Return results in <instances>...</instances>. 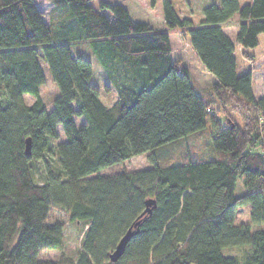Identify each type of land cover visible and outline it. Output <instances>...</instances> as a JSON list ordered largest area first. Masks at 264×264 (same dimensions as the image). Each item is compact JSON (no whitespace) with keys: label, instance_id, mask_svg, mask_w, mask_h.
Here are the masks:
<instances>
[{"label":"trees","instance_id":"obj_1","mask_svg":"<svg viewBox=\"0 0 264 264\" xmlns=\"http://www.w3.org/2000/svg\"><path fill=\"white\" fill-rule=\"evenodd\" d=\"M149 2L154 8L158 0ZM55 6L59 16L47 23L35 0H0V264H264V230H252L264 225V97H254L252 73L239 75L235 58L237 47L245 57L258 47L264 0L242 7L221 0L204 7L198 22L162 0L165 30L102 0ZM235 16L234 43L223 27ZM169 30L215 77L207 100L183 60L173 58ZM86 44L105 92L116 94L110 107L90 82L92 63L72 52ZM46 69L58 91L51 108L40 95ZM208 123L214 159L160 165L155 150ZM59 127L66 140L55 145ZM54 152L58 168L48 162ZM145 153L150 169L100 174ZM37 163L43 184L35 180ZM241 206L250 207V224H236ZM52 209L87 227L76 260L40 259L64 245L65 225L48 223ZM137 222L139 233L112 262ZM241 246H250L243 263L223 255Z\"/></svg>","mask_w":264,"mask_h":264},{"label":"rangeland","instance_id":"obj_2","mask_svg":"<svg viewBox=\"0 0 264 264\" xmlns=\"http://www.w3.org/2000/svg\"><path fill=\"white\" fill-rule=\"evenodd\" d=\"M57 0H35L39 9L43 12L44 18L47 23H50L51 18H57L59 11L56 9L55 2ZM128 2L130 0H127ZM133 1V0H132ZM176 10L181 16H191L196 22L200 21L203 17L204 7L213 4L212 0H172ZM149 12V13H148ZM141 13L143 15H141ZM140 15L146 23L150 24L155 29L165 30L166 24L164 21L162 0H158L157 7L154 10L141 11ZM238 18V16H237ZM237 19H233L225 25V32L231 37L236 36ZM239 27V26H238ZM171 45L173 48L172 55L174 59H181L190 69L192 74L193 83L200 96L207 100L211 93V86L216 82L215 77L210 74L202 66L187 40H183L181 34L177 30H169ZM72 52L76 57H83L89 60L93 65V78L91 84L100 91L101 100L103 103L110 107L116 101L115 93H106L104 84L107 80L104 78L103 71L96 61L92 49L89 44L86 45H73ZM247 57L244 56L239 48H236L235 58L237 61L238 74L250 72L253 76L254 88L253 93L256 98L261 99L264 97V34L259 37V45L257 48L248 49ZM250 57V58H249ZM46 83L41 87L40 95L48 107H52L54 100L57 98L58 91L50 80L48 70L46 69ZM35 98L25 96L24 101L27 104H32ZM251 114V112H250ZM60 138L54 144L61 143L66 140L61 127H59ZM215 148L211 140V126L208 123L207 127L201 131L181 138L172 143L166 144L155 150L156 157L161 166H169L175 163L190 160L194 155L204 160L215 158ZM150 153H145L124 164L111 166L100 172L101 175H110L122 171H143L151 168L149 162ZM48 162L54 167L58 168L57 155L52 153L48 156ZM35 166V180L38 184H43L45 181V169L41 163ZM246 194L244 182L239 179L237 182L236 195L242 197ZM49 224L62 223L65 225L64 232V245L62 250H43L40 254V259L43 261H57L62 254L76 260L80 250L81 241L84 231L87 227L81 224L73 223L69 216L65 213L52 209L48 219ZM236 224H250V207L241 206L237 211ZM253 231L264 230V225L254 226ZM250 246L231 247L223 249L224 256L236 257L240 262H244Z\"/></svg>","mask_w":264,"mask_h":264},{"label":"crops","instance_id":"obj_3","mask_svg":"<svg viewBox=\"0 0 264 264\" xmlns=\"http://www.w3.org/2000/svg\"><path fill=\"white\" fill-rule=\"evenodd\" d=\"M99 1V0H98ZM101 1V0H100ZM102 1H105V2H109V3H112V4H120V5H123L124 7H126L128 10H129V12H130V14H131V17L135 20V21H142V22H146L143 18H141V15H143L142 13H141V11L142 12H146V10H148V11H150V10H154V8H156L157 7V4H158V2H157V4H156V6L154 7V8H152L151 7V5H150V2H149V0H130L129 2L127 1V0H102ZM213 1V3L214 4H219L220 3V1L221 0H212ZM240 1V6L242 7V6H244V5H249V4H252V2H253V0H239ZM140 13H141V15H140ZM149 13V12H148ZM202 16H201V18H200V20H202ZM233 19H237V22H238V18H237V16H235ZM232 19V20H233ZM232 20H230V21H232ZM229 21V22H230ZM228 22V23H229ZM228 23H226V24H228ZM225 24V25H226ZM225 25H224V27H225ZM223 27V29H224V31H225V28ZM237 32H238V23H237V31H236V34H237ZM226 33V32H225ZM227 34V33H226ZM228 35V34H227ZM230 38H231V40L235 43V39H236V36L233 38V37H231L230 35H228ZM237 48H239V47H237ZM241 51H242V49L241 48H239ZM194 52V51H193ZM242 53H243V51H242ZM194 54H195V52H194ZM195 56H196V60H198V58H197V55L195 54ZM198 62H199V60H198ZM190 70V69H189ZM190 73H191V71H190ZM246 73H248V72H246ZM246 73H242V75L243 74H246ZM191 76H192V74H191ZM253 88H254V82H253ZM255 97V96H254ZM256 98V97H255ZM261 98H263V97H261ZM256 99H259V98H256Z\"/></svg>","mask_w":264,"mask_h":264},{"label":"water","instance_id":"obj_4","mask_svg":"<svg viewBox=\"0 0 264 264\" xmlns=\"http://www.w3.org/2000/svg\"><path fill=\"white\" fill-rule=\"evenodd\" d=\"M26 151L28 154L31 153V140L28 139L26 142ZM152 204H155L153 201L152 202H148L147 205L148 207H150ZM152 210L147 209L141 217H143L145 214H151ZM139 226L140 223L137 222L135 224H133L128 230L127 232L124 234V236L121 238V240L119 241V243L117 244L114 252L110 255V260L112 262H117L125 253L127 245L129 244L130 240L134 237V235H136L137 233H139ZM135 229V231H134Z\"/></svg>","mask_w":264,"mask_h":264},{"label":"built area","instance_id":"obj_5","mask_svg":"<svg viewBox=\"0 0 264 264\" xmlns=\"http://www.w3.org/2000/svg\"><path fill=\"white\" fill-rule=\"evenodd\" d=\"M209 111H211V110H209Z\"/></svg>","mask_w":264,"mask_h":264}]
</instances>
